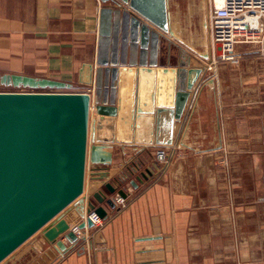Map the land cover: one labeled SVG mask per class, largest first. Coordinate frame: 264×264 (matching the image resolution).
Segmentation results:
<instances>
[{
  "label": "crops",
  "instance_id": "1",
  "mask_svg": "<svg viewBox=\"0 0 264 264\" xmlns=\"http://www.w3.org/2000/svg\"><path fill=\"white\" fill-rule=\"evenodd\" d=\"M166 3L173 34L123 0H0V74L51 78L70 84L69 92L89 93L91 121L101 60L116 56L120 67L136 68L128 98L150 108L158 93L173 94L176 75L160 74V68L210 69L175 120L171 143L155 141L156 111L144 113L140 128L132 125L128 103L122 140L107 142L113 163L105 177L125 187L128 197L117 201L119 209L104 204L108 218L76 244L64 238L71 249L48 264H264V56L242 46L237 61L215 59L197 13L180 9L197 0ZM123 10L130 14L122 17ZM132 16L155 28L160 40L132 41ZM142 68L156 71L141 77ZM158 150L168 161L157 160ZM89 171L83 196L107 192L101 184L93 189ZM143 171L145 178L139 177ZM66 218L71 226L83 220L77 210ZM51 247L38 232L1 264L36 263Z\"/></svg>",
  "mask_w": 264,
  "mask_h": 264
},
{
  "label": "water",
  "instance_id": "2",
  "mask_svg": "<svg viewBox=\"0 0 264 264\" xmlns=\"http://www.w3.org/2000/svg\"><path fill=\"white\" fill-rule=\"evenodd\" d=\"M150 1L123 0L130 2L132 8L153 24L173 34L167 24L166 0H160L158 6ZM129 14L123 10L122 17ZM128 28L132 41L140 37L142 44L160 40L157 30L136 16H132ZM204 55L209 56V51ZM121 63L120 58L112 56L101 60L96 68L97 115L92 121V96L87 92L0 91V264L38 232L52 247L33 264H48L59 253L71 249L64 238L73 244L82 239L66 218L73 210H77L83 219L75 225L80 229H91L95 226L93 213L102 219L108 218L104 204L119 209L116 195L126 199L128 193L125 187H117L105 180L113 163V153L107 142L122 140L121 114L129 102L132 104V125L135 122L140 128L147 119L144 113L156 111L155 141H173L175 120L183 115L202 69L160 68V74L175 73L173 94L166 99L159 91L150 108L141 101L136 104L135 96L129 100V81L130 78L133 80L137 69L120 67ZM155 71L142 68L140 74L142 77L144 72ZM0 86L71 87L60 80L21 74H0ZM117 91L118 102L115 99ZM88 166L93 189L96 184H101L107 192L99 188L92 190L89 197L83 196ZM146 172H140L139 177L145 178ZM125 182V179L119 181L120 184ZM129 183L137 186L135 180ZM85 198L89 199L86 212L80 211V208L84 209Z\"/></svg>",
  "mask_w": 264,
  "mask_h": 264
},
{
  "label": "built area",
  "instance_id": "3",
  "mask_svg": "<svg viewBox=\"0 0 264 264\" xmlns=\"http://www.w3.org/2000/svg\"><path fill=\"white\" fill-rule=\"evenodd\" d=\"M208 29L211 52L218 60L237 61V50L242 46L254 47L264 56V0H222L220 6L215 0H209ZM156 158L166 162L168 154L158 150ZM122 200L121 197L117 199L118 202ZM91 216L95 226L103 223L104 219L95 213ZM86 229L89 228L73 225L80 238Z\"/></svg>",
  "mask_w": 264,
  "mask_h": 264
},
{
  "label": "rangeland",
  "instance_id": "4",
  "mask_svg": "<svg viewBox=\"0 0 264 264\" xmlns=\"http://www.w3.org/2000/svg\"><path fill=\"white\" fill-rule=\"evenodd\" d=\"M208 4H209V0H208ZM180 9H181V11L182 12H187V13H189V12H193V13H197V15H196V18H197V21H198V24L199 23H201V18H200V16H199V14H198V10H197V5L195 4V5H189V4H182L181 6H180ZM197 10V11H196ZM207 12H209V5H208V8H207ZM208 17V16H207ZM200 31V30H199ZM202 31V30H201ZM201 31L199 32V36H198V38H199V40L201 39ZM208 40H209V42H210V37H209V35H208ZM199 43V42H198ZM209 44V43H208ZM209 46H210V44H209ZM199 47L200 48H203V46H201V44L199 45ZM210 55V54H209ZM211 55H213V54H211ZM214 58H215V56H214ZM213 58V61L216 59H214ZM211 59H212V57H211ZM212 61V60H211ZM202 69V72H201V74L199 75V77H198V79H197V81H196V83H195V86H196V84L198 83V80L200 79V77H201V79L202 78H204V79H206L205 77L207 76V73H206V71L209 73L210 72V69H203V68H201ZM195 86L193 87V88H195ZM0 91H16V92H32V91H62V92H69L67 89H46V88H41V87H39V88H30V87H13V86H0Z\"/></svg>",
  "mask_w": 264,
  "mask_h": 264
},
{
  "label": "flooded vegetation",
  "instance_id": "5",
  "mask_svg": "<svg viewBox=\"0 0 264 264\" xmlns=\"http://www.w3.org/2000/svg\"><path fill=\"white\" fill-rule=\"evenodd\" d=\"M196 5H197L198 14L201 18V22L204 28V32L209 33L208 17H207L208 16V12H207L208 0H197Z\"/></svg>",
  "mask_w": 264,
  "mask_h": 264
},
{
  "label": "bare ground",
  "instance_id": "6",
  "mask_svg": "<svg viewBox=\"0 0 264 264\" xmlns=\"http://www.w3.org/2000/svg\"><path fill=\"white\" fill-rule=\"evenodd\" d=\"M215 1H216L217 6H220L222 4V0H215Z\"/></svg>",
  "mask_w": 264,
  "mask_h": 264
}]
</instances>
